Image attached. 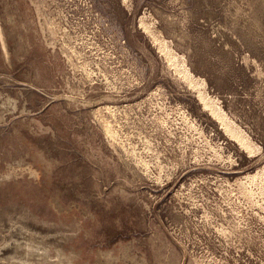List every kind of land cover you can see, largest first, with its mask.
I'll list each match as a JSON object with an SVG mask.
<instances>
[{"label": "rangeland", "instance_id": "obj_1", "mask_svg": "<svg viewBox=\"0 0 264 264\" xmlns=\"http://www.w3.org/2000/svg\"><path fill=\"white\" fill-rule=\"evenodd\" d=\"M0 264H264V0H0Z\"/></svg>", "mask_w": 264, "mask_h": 264}]
</instances>
